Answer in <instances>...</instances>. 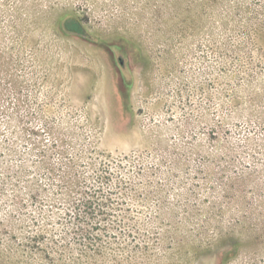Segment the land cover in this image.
<instances>
[{"label": "rangeland", "instance_id": "rangeland-1", "mask_svg": "<svg viewBox=\"0 0 264 264\" xmlns=\"http://www.w3.org/2000/svg\"><path fill=\"white\" fill-rule=\"evenodd\" d=\"M61 140L114 160L85 242ZM3 176L0 264H264V0H0Z\"/></svg>", "mask_w": 264, "mask_h": 264}, {"label": "trees", "instance_id": "trees-1", "mask_svg": "<svg viewBox=\"0 0 264 264\" xmlns=\"http://www.w3.org/2000/svg\"><path fill=\"white\" fill-rule=\"evenodd\" d=\"M60 143L57 146L59 157L55 162L47 161L46 165L42 167L45 172L43 177L53 189V194L63 200L67 209L75 211L74 219L78 223L76 230L79 233V238H82L80 240L85 242L89 233L83 227V220H98L101 216L104 218L110 214L108 209L112 208L110 207L112 204L111 193L105 192L103 186L108 185L110 181V164L114 160L109 155L100 156L98 154L96 158L92 157V159L83 161V153L86 150L81 148L75 152L70 143H65L62 140ZM87 169L90 174L85 171ZM90 180L93 181L92 184ZM8 184V177L3 176L0 188ZM27 184L30 192L34 190V194L29 192L30 198L37 199V192L44 190L38 184V179L35 182L28 180ZM12 186L13 191L19 193L18 186L16 184H12ZM45 198L51 199L47 196ZM93 247L94 251L98 249L95 245ZM82 251H86V249H82Z\"/></svg>", "mask_w": 264, "mask_h": 264}]
</instances>
